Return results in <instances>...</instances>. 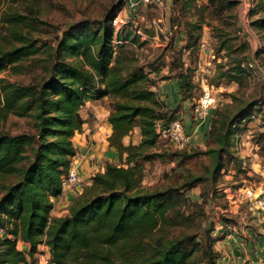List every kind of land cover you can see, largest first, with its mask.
<instances>
[{
	"label": "trees",
	"instance_id": "obj_1",
	"mask_svg": "<svg viewBox=\"0 0 264 264\" xmlns=\"http://www.w3.org/2000/svg\"><path fill=\"white\" fill-rule=\"evenodd\" d=\"M173 1L179 3L180 12L170 20L175 30L167 48L180 47L166 65L139 54L146 41L135 33V14L114 35L112 20L121 2L100 18L69 23L59 35L45 38L33 36L36 15L14 10L0 14L5 26L0 36V264H33L41 244L52 264L217 263L214 243L219 237H212L209 229L156 236L175 211L176 188L146 189L141 161L151 159L150 151L157 146L156 121L167 123L173 117L153 90L156 81L177 78L179 100L195 102L199 96V84L193 80L196 69L191 63L184 65L181 51L196 54L203 25L216 29L204 19L205 11L229 25L224 11L238 1L207 0L202 5L196 0ZM258 3L264 6V0ZM252 25L264 32V16ZM212 36L216 52L224 49L229 54L232 49L239 55L215 64L209 83L240 82L246 75L242 63L247 57L242 53L248 43L241 41L233 48L230 41L237 37L222 29ZM164 67L167 75L161 74ZM19 74L31 77L26 83L10 80V75ZM103 97L110 105L107 142L122 162H105L103 170L94 172L90 183L74 194L67 211L53 215L52 197L61 194V175L77 151L73 137L85 123L81 108L86 101ZM253 105L232 118L221 116L210 123L208 131L217 147L201 153L213 157V176L223 171L220 158L231 155L234 136L244 127L240 118ZM10 116L30 118L32 131L6 128ZM135 127L139 142L125 144L123 138ZM18 241L25 249L18 248Z\"/></svg>",
	"mask_w": 264,
	"mask_h": 264
},
{
	"label": "rangeland",
	"instance_id": "obj_2",
	"mask_svg": "<svg viewBox=\"0 0 264 264\" xmlns=\"http://www.w3.org/2000/svg\"><path fill=\"white\" fill-rule=\"evenodd\" d=\"M237 1L236 6L224 11V17L226 21H229V25L213 15L211 17L210 10L203 13L204 19L210 20L218 31L203 25L199 42L202 36H205L210 48L215 49L216 40L212 35L220 33L222 29L237 37L230 41L233 48L241 41L248 43V48L242 53L244 57H247L243 58L242 63L245 66L246 75L238 83L222 80L221 86H214L215 102L212 107L214 111L216 110V114H213L211 120V123H214V119H219L221 116L232 118L240 109H246L249 105L254 104L252 108L255 105L259 107L261 116L249 121L239 133L241 153L246 164L242 167L231 144L229 148L231 155L222 154L220 158L223 171L219 170L213 176V157L210 154L201 153L206 149L217 147L209 131L200 140L195 143L189 142L181 149L174 148L164 139L158 138L157 146L150 151L151 159L141 161L144 174L142 184L148 190L176 188L177 197L175 211L169 218L168 225H164V228L157 231L156 236L172 237L181 232L200 233L204 229L211 230L212 237L216 236L215 227L218 221H234L235 223L237 215L236 212L231 211L243 210L244 206L240 202L242 187L253 185L261 180L260 174L252 172L248 164L256 160V164L264 165V137L262 136L264 134V32L252 25L255 19L264 16V6H259L260 0ZM120 2L122 3L119 11L121 15H130L125 0H0V14L5 10L8 12L14 10L27 16L36 15L38 20L34 23L37 25V30L33 32V36L45 38L59 35L69 23L85 18H100L107 8ZM166 2L163 6L138 5L133 16L134 23L142 33V35L139 34L140 41H146L140 49L143 52L139 54L148 56L150 61L156 57V64L164 65L171 62L172 56L180 47L175 50L167 48V41L175 30L170 28V20H176L180 10L178 2L173 0ZM204 3H207V0H196L197 5ZM193 18H197V15ZM4 27V24L0 23V36L5 31ZM135 33L138 34L137 31ZM219 52L217 54L220 60L217 57L207 56L209 63L206 64L198 55L199 50L192 56L184 50L181 51L184 65L191 63V67L196 69L193 80L199 84L198 95L201 91V81L209 82V78L215 71V64L220 61H230L239 55L232 49L229 54H226L224 49ZM166 68L164 67L163 71ZM161 74L167 75L163 72ZM3 75L5 73L1 76ZM30 77V74L9 76L10 80L25 83ZM192 102L194 100L190 101L191 110ZM165 111H173L171 119L177 118L184 122L176 107ZM5 127L13 132H31L32 122L30 118L10 116L5 122ZM119 162H122L121 158H118L116 163ZM258 165H255V168ZM194 177L195 180H192ZM244 210L247 212L245 208Z\"/></svg>",
	"mask_w": 264,
	"mask_h": 264
},
{
	"label": "crops",
	"instance_id": "obj_3",
	"mask_svg": "<svg viewBox=\"0 0 264 264\" xmlns=\"http://www.w3.org/2000/svg\"><path fill=\"white\" fill-rule=\"evenodd\" d=\"M175 43H177V40ZM209 49L210 46L206 42L205 36H202L198 55L206 64L209 63L207 56L212 58ZM163 73L166 74L167 70L165 69ZM178 89V82L175 77L157 80L153 86V90L156 91L164 110L177 108V112L184 121L185 130L191 136L190 143H195L206 136L214 109L211 107L204 120L199 123L190 109V101L179 100ZM82 109L85 123L82 131L74 135L73 144L77 151L80 152L77 168L84 185H86L90 183V177L94 172L103 170L105 162H117L119 154L107 142V137L111 133V126L107 121V116L110 112L107 97L86 101ZM93 113L98 115L97 120L93 118ZM136 138L137 142H135ZM139 140L140 132L138 127L134 128L133 134L123 138L125 144L129 142L135 144ZM255 161H253L255 164H248L249 168H252V172L259 173L261 176L259 179L262 180L264 179V165L260 166ZM255 165L258 166L255 168ZM73 196V193L65 192L52 197V214H64ZM241 205L244 206L247 212H245L244 208L240 211L230 210L231 212H236L235 223L234 221L220 220L216 224L215 232L216 236L219 237L214 243V250L218 255L216 264H262L264 262V220L258 212L251 210L247 204L242 203ZM17 246L20 249H25L26 247L22 241H18Z\"/></svg>",
	"mask_w": 264,
	"mask_h": 264
},
{
	"label": "built area",
	"instance_id": "obj_4",
	"mask_svg": "<svg viewBox=\"0 0 264 264\" xmlns=\"http://www.w3.org/2000/svg\"><path fill=\"white\" fill-rule=\"evenodd\" d=\"M166 1L167 0H125L127 7L130 11V15H121V12H119L115 16V18H113L112 25L114 27V35L116 33V30L120 26L125 25L127 22H129L131 18L129 16L134 14L138 5L163 6ZM136 31L138 34L142 35L139 28ZM209 52L212 58L217 57V59H219L220 56L218 54L220 52H216L215 49L212 48L209 49ZM200 88V94L192 106L193 116L199 123L204 120V118L208 114L209 109L213 106L215 102V97L213 95L214 85H211L208 81L204 80L201 81ZM254 107L256 108L254 109ZM254 107L251 108L243 117L240 118V126H245L249 121L261 116V113L258 111L259 107H257V105H255ZM92 116L94 119H98L97 114L93 113ZM155 131L158 135V138L164 139L170 146L174 148H184L190 142V134L187 133L183 123L177 118L171 119L167 123H163L160 120L156 121ZM239 133H236L234 136L233 149L238 155V158L243 167L246 164V161L244 160V157L241 153ZM79 160L80 152L76 151L75 155L71 159L70 166L68 167L66 172L61 175V194L65 192L76 194L82 191L84 183L78 173L77 165ZM242 188V192L240 193V202L247 204V206L251 210L258 212L264 220V179L259 180L257 183H253V185L243 186ZM33 264H52L49 260V254L45 245H39L36 253L34 254ZM262 264H264V262Z\"/></svg>",
	"mask_w": 264,
	"mask_h": 264
}]
</instances>
